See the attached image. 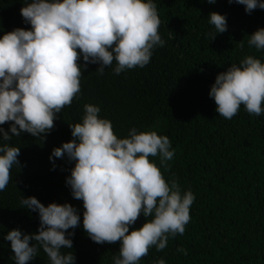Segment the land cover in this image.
<instances>
[{
	"label": "trees",
	"instance_id": "1",
	"mask_svg": "<svg viewBox=\"0 0 264 264\" xmlns=\"http://www.w3.org/2000/svg\"><path fill=\"white\" fill-rule=\"evenodd\" d=\"M25 2L0 0V37L15 28H31L20 12ZM153 3L165 45L153 49L146 66L117 75L114 61L100 75L99 64H88L82 69L80 93L57 114L43 140L26 132L0 140L20 148L19 165H13L12 178L0 191V264H15L10 241L4 239L8 231L31 234L39 228V215L22 207L23 196H35L45 206L70 203L78 209L80 226L68 230L75 233L70 237L73 248L61 250L72 251L75 264H113L119 254V242L97 244L83 230V201L74 199L66 184L75 162L67 155L50 160L55 147L72 139L69 124L82 122L85 104L100 107L99 116L111 121L118 138H126L133 127L167 136L174 156L167 162L169 169L161 171L167 181L175 179L182 191L195 195L184 234L169 237L162 251L153 246L138 264L160 258L165 264H264V113L250 115L241 105L228 120L216 112L209 96L217 74L231 64L247 55L264 62V50L248 44L249 35L264 28V9L248 14L243 5L228 0ZM213 11L226 15L227 31L210 40L215 28L208 17ZM79 63H85L82 57ZM0 127L8 131L10 124ZM149 159L159 166V156ZM146 219L141 214L130 231ZM29 264L50 261L40 248Z\"/></svg>",
	"mask_w": 264,
	"mask_h": 264
},
{
	"label": "clouds",
	"instance_id": "2",
	"mask_svg": "<svg viewBox=\"0 0 264 264\" xmlns=\"http://www.w3.org/2000/svg\"><path fill=\"white\" fill-rule=\"evenodd\" d=\"M233 2L248 14L264 9V0H228ZM24 5L20 12L31 28H15L0 37V125L10 124L8 131L0 127L2 141L22 132L43 140L57 114L80 93L82 69L88 64H99L96 71L103 75L115 61L114 73L119 75L143 68L153 49L165 45L153 0H26ZM208 18L215 28L210 40L227 31L226 15L213 11ZM248 44L264 50V28L249 35ZM209 96L225 119H232L241 105L250 115L260 116L264 62L247 55L231 64L217 74ZM100 111L97 105L85 104L82 122L69 124L72 139L55 147L50 160L67 155L75 162L66 184L73 198L83 201L82 224L89 238L97 244L119 242L113 264H138L153 246L162 251L169 237L184 234L195 195L182 191L177 180L167 181L161 171L169 169L167 162L174 156L167 136L133 127L126 138H118ZM19 155V147L0 144V191L11 180L13 165H19ZM156 156L159 166L149 159ZM20 203L38 213L40 225L36 233L12 229L4 236L15 264H29L40 248L50 264H75L73 252L61 250L73 248L70 237L75 233L68 230L80 226L78 209L70 203L45 206L35 196H23ZM141 214L146 222L130 231ZM178 251L187 254L186 249Z\"/></svg>",
	"mask_w": 264,
	"mask_h": 264
}]
</instances>
